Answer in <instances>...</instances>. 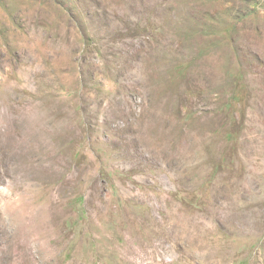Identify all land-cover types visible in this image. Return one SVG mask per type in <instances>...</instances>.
Segmentation results:
<instances>
[{
  "label": "rangeland",
  "instance_id": "374dc122",
  "mask_svg": "<svg viewBox=\"0 0 264 264\" xmlns=\"http://www.w3.org/2000/svg\"><path fill=\"white\" fill-rule=\"evenodd\" d=\"M0 264H264V0H0Z\"/></svg>",
  "mask_w": 264,
  "mask_h": 264
}]
</instances>
